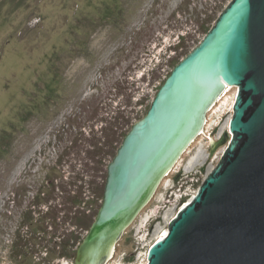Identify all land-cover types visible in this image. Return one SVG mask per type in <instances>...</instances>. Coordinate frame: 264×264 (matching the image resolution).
Returning <instances> with one entry per match:
<instances>
[{"label":"rangeland","instance_id":"obj_1","mask_svg":"<svg viewBox=\"0 0 264 264\" xmlns=\"http://www.w3.org/2000/svg\"><path fill=\"white\" fill-rule=\"evenodd\" d=\"M231 1L0 0V264H81L91 228L75 225L78 213L68 218L78 211L68 197L85 161L95 173L90 137L122 139ZM237 93L235 86L212 102L178 165L101 264L147 263L150 246L221 159ZM56 177L68 193L52 201L64 203L53 225L42 193ZM102 202L94 199L88 212ZM24 221L36 231L18 229Z\"/></svg>","mask_w":264,"mask_h":264},{"label":"water","instance_id":"obj_2","mask_svg":"<svg viewBox=\"0 0 264 264\" xmlns=\"http://www.w3.org/2000/svg\"><path fill=\"white\" fill-rule=\"evenodd\" d=\"M234 85L230 141L167 234L150 246L147 264H264V0H232L124 137L78 250L81 264L113 258L121 232L178 165L212 102Z\"/></svg>","mask_w":264,"mask_h":264},{"label":"trees","instance_id":"obj_3","mask_svg":"<svg viewBox=\"0 0 264 264\" xmlns=\"http://www.w3.org/2000/svg\"><path fill=\"white\" fill-rule=\"evenodd\" d=\"M102 121V120H101ZM133 124L130 126V129L132 128ZM106 128V127H102ZM130 129H126L121 135L122 139L118 138V134L116 133L113 137H109V135H94L91 142L88 143V147L86 149V154L89 155V158L91 159V163L93 162L94 166L92 167L93 170H95V173L90 174L87 169V163L85 161L83 171L80 173L81 177L78 178V181H80V184H77V187H79V190L74 191V195L70 194L72 190L69 191V197L71 200V203L74 204V206L77 207L78 211H69L72 212L70 215H68L69 219L77 217L76 213H78L77 222L82 224V221H85V218L91 217V222L86 223V225H81L76 223V226H81V228L89 230L93 224V222L96 219L97 213L90 214L89 209H91L90 205L92 204V201L94 199H103L104 198V191H105V185H106V178H107V167L110 161L113 159V157L116 155L117 150L119 146L121 145L124 137L127 135ZM92 129L91 131H93ZM94 133V132H93ZM91 134V133H90ZM120 137V135H119ZM119 140V141H118ZM118 141L117 145L115 143ZM117 148V150H116ZM88 162V159H87ZM66 182H70V180H63ZM47 191L43 192V196H45L46 199V208L47 213H50V218L52 220V224L55 225L56 222H59V214L61 212V207L64 203H57L53 204L52 201H56L59 199V202L63 198L62 195H64L67 192L66 186L59 182V180L56 178L50 179V182L47 186ZM89 211V212H88ZM75 214V215H72ZM27 227L29 230L36 229L32 226L31 222L24 221L22 223V226H19L18 229H22ZM68 232V231H67ZM19 233V230H18ZM70 234L75 233V231H69ZM66 234H62V237L60 238V243H64ZM19 238L21 241V248L24 249V247L27 245L26 243V236H21V234H18V241ZM81 242V240H79ZM75 245V244H73ZM75 248V247H74ZM77 248V247H76ZM79 248V247H78ZM49 250V249H47ZM24 251V250H23ZM21 251V252H23ZM66 255V254H64Z\"/></svg>","mask_w":264,"mask_h":264},{"label":"bare ground","instance_id":"obj_4","mask_svg":"<svg viewBox=\"0 0 264 264\" xmlns=\"http://www.w3.org/2000/svg\"><path fill=\"white\" fill-rule=\"evenodd\" d=\"M234 87H235V86H234ZM234 87H233V88H234ZM233 88H229V91H231ZM226 95H227V94H226ZM226 95H225V96H226ZM221 99H223V97H221ZM198 128H199V127H198ZM199 129H200V128H199ZM199 129H197V131H198ZM191 141H192V140L187 141L185 147H186L187 144H189ZM185 147H184V148H185ZM166 171H167V170H166ZM186 204H187V203H186ZM184 206H185V205H184ZM167 232H168V230L162 235V237H163L164 235H166ZM162 237H159V238H162ZM148 253H149V252H148ZM148 259H149V258H148V256H147V260H148ZM146 262H148V261H146ZM144 264H147V263H144Z\"/></svg>","mask_w":264,"mask_h":264},{"label":"built area","instance_id":"obj_5","mask_svg":"<svg viewBox=\"0 0 264 264\" xmlns=\"http://www.w3.org/2000/svg\"><path fill=\"white\" fill-rule=\"evenodd\" d=\"M228 130H229V134L232 135V132L230 131V128H228ZM185 204H186V203H184L183 206H184ZM183 206H182V207H183ZM182 207H181V208H182ZM181 208H180V209H181ZM158 239H159V238H158ZM158 239H157V240H158ZM157 240H156V241H157ZM156 241H155V242H156Z\"/></svg>","mask_w":264,"mask_h":264}]
</instances>
